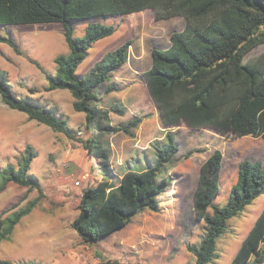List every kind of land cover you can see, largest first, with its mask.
Instances as JSON below:
<instances>
[{
    "label": "trees",
    "instance_id": "16d2710c",
    "mask_svg": "<svg viewBox=\"0 0 264 264\" xmlns=\"http://www.w3.org/2000/svg\"><path fill=\"white\" fill-rule=\"evenodd\" d=\"M147 9L153 10L159 21L177 15L186 20L181 30L170 33L169 46L152 48V64L143 73L148 94L166 129V140L155 143L156 159L147 169L127 171L114 186L106 179L112 177L110 154L101 135L117 131L134 135L133 128L142 119L133 117L124 124L111 125L110 111L122 115L125 109L119 103L109 109L98 107L97 89L111 82L114 72L128 61L132 42L127 40L105 53L86 74L80 75L77 69L90 47L97 40L113 35L116 27L90 23L83 36H75L74 20L128 15ZM50 22L63 25L69 51L55 57L57 72L48 77L47 90H69L74 98L73 108L85 113V126L91 136L79 141L95 157L103 175L83 189L78 204L80 213L72 221L82 243L99 241L125 228L146 210L160 211L159 197L171 185L162 173L176 162L180 151L175 127L205 128L225 136L264 137V55L246 61L251 50L264 44V0H0V26ZM0 40L17 50L10 38L0 35ZM118 88L117 83L111 82L107 91ZM0 96L6 105L26 113L29 119L76 138L55 106L46 103L43 107L19 98L2 69ZM197 151L201 150H188L182 158H189ZM36 156L34 146L28 144L17 164H8L0 173V191L9 182L40 191L39 196L24 206L7 216L0 215V241L11 238L15 227L33 211L42 196L40 181L31 173ZM223 162V151L215 149L199 169L193 206L197 218L206 227L200 243L188 245L195 254L191 264L211 262L229 220L264 192L262 161L243 159L227 203L216 205L214 199L221 189ZM0 264L15 263L0 258ZM233 264H264V208L242 241Z\"/></svg>",
    "mask_w": 264,
    "mask_h": 264
},
{
    "label": "rangeland",
    "instance_id": "374dc122",
    "mask_svg": "<svg viewBox=\"0 0 264 264\" xmlns=\"http://www.w3.org/2000/svg\"><path fill=\"white\" fill-rule=\"evenodd\" d=\"M185 22L181 15L159 21L151 9L128 15L76 19L75 36H83L90 23L116 27L113 35L93 43L77 73L86 74L105 53L116 49L127 40L132 42L130 50L140 51V68L145 71L150 67L152 48L169 46L170 33L181 30ZM0 35L10 38L17 46L16 50L0 40V69L7 72L13 92L34 105L46 107L47 103L55 106L61 116L58 115L68 121L76 136L71 138L29 119L26 113L6 105L0 96V173L8 164H17L26 146L31 144L37 153L31 165V173L38 177L42 194L34 210L16 226L12 238L0 241V258L10 259L15 264L24 261L53 264L52 258L42 260L33 256L32 249L41 243L59 247L58 238L63 233L70 232L77 234V237L73 236L72 243L61 244L69 259L73 258L74 251L77 255L83 252L81 244L92 249L89 258H73L74 264H82V261L83 264L193 263L195 254L189 250L188 245L200 243L206 227L205 222L197 218L193 206V194L201 164L215 149L223 151L221 189L214 199L216 205L223 206L230 197L232 186L237 182L239 163L243 159H252L260 160L264 165V137L225 136L205 128H189L185 125L175 127L180 151L176 162L162 173V177L169 179L171 185L159 197L161 209L159 212L146 210L147 212L135 217L126 228V235L138 237L140 243L130 244L131 247L122 244V229L115 230L99 241L82 243L77 231L67 223L80 213L78 204L83 189L99 181L102 173L95 157L79 141L91 136L85 126V113L73 108L74 98L69 90H47L48 77L57 72L55 57L69 51L63 25L60 22H50L0 26ZM263 55L264 44H261L247 54L246 61L256 60ZM130 67L125 69L132 70ZM111 82H105L97 89L100 98L97 105L109 109L112 104L119 103L125 113L120 115L110 111V124L118 126L133 117L142 119L133 128L134 135L122 131L101 135L114 171L120 164L119 160H122V147L126 148L128 145L134 154L132 159L136 158V150L142 142L137 136L146 130V125H155L153 135L145 139L150 140L154 147L156 142H164L166 139L160 119L153 118L151 109L154 106L146 87L139 89L138 98L133 99L131 91L123 87H119L114 93L108 92ZM124 148V153L128 154L130 151ZM191 149L201 151L195 152L189 158H182ZM113 177L115 181L112 185L119 181L117 174H113ZM25 195L27 197L23 199ZM39 195L38 189L28 190L27 187L9 182L7 188L0 191V215L7 216ZM263 208L264 192L239 215L229 220L226 231L217 241V255L208 264H233L242 241ZM67 259L63 262L58 259L56 263L73 264Z\"/></svg>",
    "mask_w": 264,
    "mask_h": 264
},
{
    "label": "crops",
    "instance_id": "0c3cea01",
    "mask_svg": "<svg viewBox=\"0 0 264 264\" xmlns=\"http://www.w3.org/2000/svg\"><path fill=\"white\" fill-rule=\"evenodd\" d=\"M140 59H141L140 51H138V50L132 51L129 49L128 61L121 68H119L117 71H115L113 76L111 77V81L113 83L114 82L117 83L119 87H123V88H125V90H130L131 91V97L133 99L138 98L137 92L139 89H141L142 87H146L144 77H143V73L146 70L145 71L141 70L140 65H141L142 60H140ZM151 64H152V59L150 60V66H151ZM128 66H131L130 68L132 70L125 69ZM146 89H147V87H146ZM116 91L117 90L112 91V92L114 93ZM153 106H154V108L151 109V112L153 114V118L154 119H160L159 112H158L154 103H153ZM161 125H162V123H161ZM154 126H155L154 123H150V125H146V130L141 131V134H140L141 136L140 135L137 136L139 138L140 142L141 141L142 142L140 144V148L138 150H136V154H135L136 158L135 159H132L134 154L132 153L131 150H129L128 145L126 146V148L122 147V150H120V152H122V160L121 159L119 160L120 164L116 166L117 168L114 169V171H112L113 167L110 166L111 172H112V177L106 178L109 180V182L111 184L113 183V181H115L113 174H117L119 177V181H120V178L122 177V175L125 174L127 171H129V170H136V171L145 170L148 168V166L151 164V162H153L156 159V150H155L154 145L150 144V140L149 141L145 140L147 137L153 135ZM162 127H163V125H162ZM173 131H174V129H173ZM135 133L138 134V131L137 132L135 131ZM165 133H166V129H165ZM123 148L126 149V151L127 150L130 151L131 153L128 152V154L127 153L125 154ZM102 178H103V175H100V179H102ZM119 181H118V183H115L113 185L117 186L119 184ZM143 213H145V211ZM50 223L52 224V222H50ZM67 225L72 226V221L68 222ZM63 226H64V224H63ZM126 228H127V226L122 229L124 231V235L122 236V244H124L128 247H131L130 244L140 243L138 237H128L126 235V231H127ZM15 229H16V227H15ZM24 233H25V230L23 231V234ZM76 235L77 234L70 233V232L69 233L68 232L63 233L61 235V237L58 238L59 247H57V246L53 247L52 245L41 243L36 248L32 249L33 256L39 257L42 260L43 259L47 260V258L48 259L52 258L53 264H57L56 262H58L57 261L58 259L63 262L68 257L66 256V253L63 252V246L61 244H64L66 242L72 243L74 241L73 236H76ZM12 236H13V234H12ZM12 236H11V238H12ZM81 248L83 249V252L80 253L79 255H77L76 251H74V254L72 255L74 259H79L81 257L83 260L85 258L90 257L92 249L87 247L86 244H81ZM140 250L142 251L141 248H140ZM94 252H96V251H94ZM73 258H71V259L68 258L67 261L73 263V261H74ZM45 264H47V263H45ZM82 264H83V261H82ZM84 264H88V263L84 262Z\"/></svg>",
    "mask_w": 264,
    "mask_h": 264
},
{
    "label": "built area",
    "instance_id": "2783aa9c",
    "mask_svg": "<svg viewBox=\"0 0 264 264\" xmlns=\"http://www.w3.org/2000/svg\"><path fill=\"white\" fill-rule=\"evenodd\" d=\"M79 184V182H77Z\"/></svg>",
    "mask_w": 264,
    "mask_h": 264
}]
</instances>
